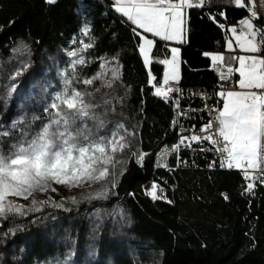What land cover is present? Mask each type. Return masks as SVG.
Masks as SVG:
<instances>
[{
  "label": "trees",
  "instance_id": "obj_1",
  "mask_svg": "<svg viewBox=\"0 0 264 264\" xmlns=\"http://www.w3.org/2000/svg\"><path fill=\"white\" fill-rule=\"evenodd\" d=\"M246 17L234 0L186 10L185 39L177 44L180 86L215 87L222 67L207 53L224 51L227 26ZM136 33L146 36L112 0H0V133H8L0 150L9 153L48 123L45 106L65 78L101 72L90 86L74 82L96 105L99 120L87 125L97 133L104 121L99 136L123 125L127 145L108 165L115 188L110 175L86 192L56 190L44 203L21 204L22 215L0 217V264H264V184L249 190L240 171L208 170L204 156L197 167L182 166L187 151L172 149L180 124L189 122L177 118L175 96L155 95L170 45L155 39L145 65ZM78 59L85 63L74 64ZM154 184L165 200L148 195Z\"/></svg>",
  "mask_w": 264,
  "mask_h": 264
},
{
  "label": "snow or ice",
  "instance_id": "obj_2",
  "mask_svg": "<svg viewBox=\"0 0 264 264\" xmlns=\"http://www.w3.org/2000/svg\"><path fill=\"white\" fill-rule=\"evenodd\" d=\"M47 2L53 3L54 0ZM204 3L205 0H115V11L144 33L179 43L183 42L182 33L186 31L181 27L185 23V10L202 7ZM234 6L245 8L248 17L239 21L242 31L238 33L236 27L228 31L233 34L239 50L249 55L230 57V60L238 63V67H227L226 72L221 73V79L227 80L235 72L239 76L237 84L241 91L225 90L218 93L223 106L214 117L215 123L209 121L199 129L202 133H208L215 127L216 131L211 135H192L190 139L197 143L207 140L214 146L220 145L215 150L225 157L222 166L226 164L228 168L243 171L249 180L252 179L251 173H259L260 179L264 181V27L257 23L260 17L254 10L252 0H234ZM136 35L140 36V33ZM140 39L139 52L144 64L148 65L153 41L143 36ZM93 42L90 39L85 47H90ZM226 47L232 51L233 43H227ZM69 55L75 56L76 53ZM178 57L179 50L172 48L171 59L159 61L166 66L163 78L165 86L169 81L178 80ZM210 59L214 66H223L225 60L222 55H212ZM73 63L84 64L85 61L78 59ZM101 67L107 68L108 63ZM102 75L103 72L83 80L79 74L65 78L62 90L56 92L51 103L45 106L48 123L31 138L25 134L9 153L0 150V217L23 214V206L12 203L8 199L10 196L28 199L36 191L55 192V188H50L51 184L81 187L86 183L107 180L111 175L112 187L115 188V174L110 173L108 165L112 164L113 154L127 146L124 136L119 133L123 125H117V129L110 134L99 136L98 131L104 126L101 120L97 133H93L87 121L99 120V117L94 112L96 105L86 99L91 98L92 93L78 90L74 83L90 86ZM116 79L118 72L112 70V81ZM106 86L111 87V82H106ZM172 91V88L165 90L158 87L155 95L167 99ZM4 135L8 133H0V137ZM185 139L188 138L181 137L180 144H184ZM172 150L178 151L179 145ZM144 155H139L138 163H142ZM252 188V183L247 184V189ZM156 190L154 184L148 193L153 200L159 198ZM106 195L107 190L88 198ZM72 202L76 201L73 199ZM32 203L33 207L37 204L36 201Z\"/></svg>",
  "mask_w": 264,
  "mask_h": 264
},
{
  "label": "built area",
  "instance_id": "obj_3",
  "mask_svg": "<svg viewBox=\"0 0 264 264\" xmlns=\"http://www.w3.org/2000/svg\"><path fill=\"white\" fill-rule=\"evenodd\" d=\"M236 23H230V25H235ZM226 72V70L219 69L217 71V82L214 88H191L183 87L178 83L169 82L168 88L173 89V94L170 96H175L177 102V118L188 121V124H180L179 126V139L175 146L179 145V149L185 150L189 156L182 166L190 168L192 165L197 167L196 158H201V156L207 157L206 167L208 170L218 169L221 171H233L235 168H228L225 165L222 166V161L225 159L224 155L217 152L215 149L220 145L214 146L207 140H201L200 142L191 141L190 137L192 135L205 136L211 135L216 131L215 127L208 133H202L199 131L206 123L209 121H214V117L217 114V97H220L218 93L225 90H233L235 84L232 80V76L227 80L221 79V73ZM216 109V111H212ZM191 121V122H190ZM181 137H187L184 144H180ZM188 163V164H187ZM249 183L264 184V181L260 179V174L255 173L252 175V179H247ZM157 186L156 194L160 200H165V191L159 186Z\"/></svg>",
  "mask_w": 264,
  "mask_h": 264
},
{
  "label": "crops",
  "instance_id": "obj_4",
  "mask_svg": "<svg viewBox=\"0 0 264 264\" xmlns=\"http://www.w3.org/2000/svg\"><path fill=\"white\" fill-rule=\"evenodd\" d=\"M114 6H115V0H112ZM259 7H260V12H261V17L260 19L257 21V23L261 26V27H264V0H259ZM186 11V10H185ZM120 14V13H119ZM121 15V14H120ZM247 18V17H246ZM184 20H185V16H184ZM130 22V21H129ZM131 23V22H130ZM133 25V24H132ZM134 26V25H133ZM135 27V26H134ZM182 28L185 29V23L181 26ZM232 27H236L237 30H238V33L239 31H242V26L239 24V21L236 22V25H228L227 26V40H226V44H225V49L224 51L222 52H208L207 55L209 56V58L212 56V55H222L224 56L225 60H224V63H223V66H219V67H222V69H227V67H233V69L237 68L238 67V63L234 60H230L229 58L232 57V56H240V55H249L248 53H244L242 51L239 50V48L236 46V41L235 39L233 38V34L231 32L228 31V29L232 28ZM136 28V27H135ZM138 29V28H136ZM139 31L143 32V30L141 29H138ZM144 33V32H143ZM237 33V34H238ZM148 37H145L147 39H151L153 41V45H154V40L155 39H159V38H156L154 36H152L151 34L149 33H145ZM182 36H183V41L185 39V32L182 33ZM230 38H232L230 40ZM165 44L167 45H170V52H171V49L172 48H177L179 49V47L177 46L178 42H175V41H164L162 40ZM233 43V50L232 51H229L227 50V43ZM142 43V41H141ZM181 43V42H179ZM153 47V46H152ZM179 78H180V75H179ZM232 80L235 84V87L233 89V91H241L239 88H238V80H239V76L238 74H236L235 72L232 74ZM179 82V80L177 81ZM168 95H171V94H168ZM219 107H218V110H220L223 106V100L219 99ZM218 112V111H217Z\"/></svg>",
  "mask_w": 264,
  "mask_h": 264
},
{
  "label": "rangeland",
  "instance_id": "obj_5",
  "mask_svg": "<svg viewBox=\"0 0 264 264\" xmlns=\"http://www.w3.org/2000/svg\"><path fill=\"white\" fill-rule=\"evenodd\" d=\"M54 1H55V0H54ZM252 3H253V5H254V10L256 11V13L258 14V16L261 17V12H260V7H259V0H252ZM243 9H245V8H243ZM236 22H237V21H234V23H236ZM232 23H233V22H232ZM235 25H236V24H235ZM233 26H234V25H233ZM145 35H146V34H145ZM145 37H148V36L146 35ZM156 38H158V37H156ZM176 49H177V48H176ZM178 50H179V49H178ZM151 51H152V49H151ZM151 51H150V53H149V59H150ZM179 53H180V50H179ZM140 55H141V53H140ZM141 57H142V59H143V56H142V55H141ZM166 59H171V52H170V56L167 57ZM221 70H226V69H221ZM165 71H166V66L164 65V70H163L162 79H161V85H160L159 88H163V89L166 90V88H168V87L165 86V85L163 84V78H164V73H165ZM178 80H179V57H178ZM178 80H177V81H178ZM177 81H171V82L178 83ZM169 82H170V81H169ZM173 93H174V92L172 91V92H170L169 94H173ZM177 107H178V105H177ZM160 157H161V156H160ZM233 171H240V172L244 175L243 171H241V170L235 169V170H233ZM254 174H255V173H251V175H254ZM244 177H245V176H244ZM100 182H101V181H100ZM103 182H104V180H103ZM98 184H99V182H97V183H86V184H84V185L81 186V187H72V188H69V187H66V186H63V185L51 184V185H50V188H55V189L58 190V191H60V189H61V190L64 191V194H65V195H71L76 189H77V190H79V189H85L84 191L86 192V191H88L89 188H91V187H95V186H97ZM102 186H103V184H102V185H99V188H101ZM52 193H53V191H51V190H48V191H45V192L36 191V192L33 193L32 196H29L28 199L17 198V197H15V196H10L8 199H9L12 203H14V204L21 205V204L26 203L28 200H31V199H37V200L42 199V201H43V200H46V198L49 197V194L52 195ZM40 264H42V263H40Z\"/></svg>",
  "mask_w": 264,
  "mask_h": 264
}]
</instances>
